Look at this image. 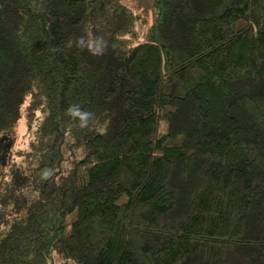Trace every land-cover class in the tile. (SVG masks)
<instances>
[{
	"label": "trees",
	"instance_id": "16d2710c",
	"mask_svg": "<svg viewBox=\"0 0 264 264\" xmlns=\"http://www.w3.org/2000/svg\"><path fill=\"white\" fill-rule=\"evenodd\" d=\"M125 1L0 0V264H264V0Z\"/></svg>",
	"mask_w": 264,
	"mask_h": 264
},
{
	"label": "rangeland",
	"instance_id": "374dc122",
	"mask_svg": "<svg viewBox=\"0 0 264 264\" xmlns=\"http://www.w3.org/2000/svg\"><path fill=\"white\" fill-rule=\"evenodd\" d=\"M130 9H132L135 12H139L142 14H145L147 16V18L150 19L152 18V12H151V7H150V0H126L124 2ZM38 125V121L33 122L31 128L27 129V127L24 124H18L16 127H14L12 135H10V139L7 140V138H5V133H1L0 134V153H2L3 151L6 152V155L10 154V158H12V160H8V163H14L15 165L22 167L26 170H28V172H32L35 168H34V164L38 165V161H39V157H38V149L35 146L36 140L34 141V137L33 135H35V131ZM71 136H68V143L65 144V146L63 147V156L66 160V152L67 155L70 154V161H76L75 160V152H78L79 150L81 151V148H83V153L81 154L80 157L84 156V154L86 153V150L83 146V143L78 140L75 137H71L73 138L72 140L69 139ZM77 140V141H76ZM73 141V142H72ZM73 144L71 145L69 148L67 147L68 144ZM31 153L33 154V159L29 160V157L27 160H23L22 156L20 157L18 155V153ZM26 158V157H25ZM31 159V158H30ZM69 159L67 160V164ZM1 162V160H0ZM66 163V162H64ZM6 166V164H5ZM0 167V174L4 175L2 176L6 178V174L4 172L6 167ZM3 168V169H2ZM34 172V171H33ZM0 177V184L1 182H3ZM3 209H0V228L2 229V225L8 221L10 215L8 216V213H4L2 212ZM7 211L9 212L10 210L7 209ZM11 220H12V216H11Z\"/></svg>",
	"mask_w": 264,
	"mask_h": 264
},
{
	"label": "clouds",
	"instance_id": "9594fccd",
	"mask_svg": "<svg viewBox=\"0 0 264 264\" xmlns=\"http://www.w3.org/2000/svg\"><path fill=\"white\" fill-rule=\"evenodd\" d=\"M77 47L81 50L87 49L92 55L99 56L104 53L106 42L102 37L93 36L92 33H88L87 36H81L78 39L72 40L70 39L66 45V47ZM68 115L76 121V126L78 128L84 129L90 126V122H94V113L83 111L79 107V105H71L67 109ZM52 175L51 170H47L44 173L45 178H48Z\"/></svg>",
	"mask_w": 264,
	"mask_h": 264
}]
</instances>
